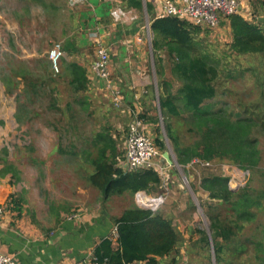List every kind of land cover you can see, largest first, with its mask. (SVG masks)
Masks as SVG:
<instances>
[{
  "label": "rangeland",
  "instance_id": "rangeland-1",
  "mask_svg": "<svg viewBox=\"0 0 264 264\" xmlns=\"http://www.w3.org/2000/svg\"><path fill=\"white\" fill-rule=\"evenodd\" d=\"M43 1L50 3V10L33 6L25 0H0V133H4L0 135L1 159L6 165H11L10 170L16 172L17 177L12 179L15 180V194L22 200L26 222L42 226L52 225L56 212L60 210L72 213L93 209L99 204L101 211L112 208L119 212L130 204L134 205V195L130 193L105 197L89 183L87 175L91 166L86 162L85 155H81L82 151L91 149L95 155L90 144L91 136L102 128L108 129L116 144V164L124 167L125 140L130 121L127 111L143 115L145 120L153 118L158 121L157 124L148 123L146 127V133L153 141L155 129L160 127L163 130L164 127L158 105V90L155 92L158 77L155 74L153 35L146 9L137 11L124 8L128 19L115 22L110 11L117 6L123 8L121 0L97 1L99 6L93 11L88 10L86 3L71 9L67 0ZM146 1L142 0L143 3ZM261 1L244 0L253 15L250 20L254 21L255 16L264 18ZM23 4L24 8L21 7ZM153 5L155 15L157 5ZM98 9L103 16L99 19V27L109 33L102 43L111 54L110 78L124 91L121 90L124 108L121 110L113 106L103 81L100 84L94 82L95 85L88 81L90 89L79 95L85 108L75 105L74 119L68 114L49 110V97L32 105L26 104L29 112L20 113L18 105L23 102L20 91L24 86L22 76L36 81L40 63L48 60V52L56 43L61 44L63 56L59 71L50 70L55 80V85L50 87L57 89L59 107L64 108L66 102L72 99L63 71L62 63L66 59L64 47L68 41H74L75 36H84L88 28H94V14ZM84 18L92 21H86V25H83ZM229 21V17L224 18L214 29L199 28L195 36L203 50L220 61L216 96L205 104L212 110L225 108L233 118L243 115L246 110L264 114V55L232 53L229 49L232 41ZM135 27L137 30L132 33ZM128 39L132 41L126 42ZM85 47L86 59L92 60L98 47L94 48L88 42ZM159 57L162 59L163 79L170 81L172 91L176 92L179 83L171 74L170 61L164 51L160 52ZM142 80L149 82L146 98L141 99L143 102L140 98H134L136 91L129 88L132 83ZM126 91L129 93L126 94ZM18 115L21 123L16 120ZM182 115L183 119L170 118L169 121L177 131L181 146L186 147L192 145L196 137L188 131L184 121L187 114ZM163 136L166 147L177 162L170 141ZM260 142L261 165L264 167L263 135ZM59 149L64 151L63 154ZM69 151H75L77 156H70ZM192 161L185 166L169 165L165 175L159 176L160 184L148 193L151 197L165 196L157 212L172 222L179 235L175 251L162 258L159 264H215L211 237L210 244L205 246L197 232L201 230L209 235L206 213L209 205L216 204L200 189L203 177H227L233 191L257 184L256 181H249L252 177L249 171L240 169L228 160L208 162V166L193 164ZM238 237L242 243L245 239L254 243L260 240L264 247V214L259 213L257 221L247 224ZM244 246L245 252L240 257L231 256L230 251L226 250L223 258L232 259L233 264H259L255 258L254 244L248 242Z\"/></svg>",
  "mask_w": 264,
  "mask_h": 264
},
{
  "label": "trees",
  "instance_id": "trees-1",
  "mask_svg": "<svg viewBox=\"0 0 264 264\" xmlns=\"http://www.w3.org/2000/svg\"><path fill=\"white\" fill-rule=\"evenodd\" d=\"M35 1L43 3V0ZM121 1L125 9H143L142 0ZM260 8L264 11V0L260 2ZM145 9L153 35L152 52L155 74L158 77V105L164 126L163 130L160 127L155 129L154 143L160 152H164L167 149L164 134L172 145L178 164L182 166L194 159L203 162L228 160L250 172L252 177L249 181H256L257 184L246 185L238 191L230 189L227 177L217 175L203 177L199 186L210 200L216 201L215 205H209L206 213L215 264H233L232 259L223 258L225 251L229 250L231 256L240 257L245 252L244 244L248 242L254 244L255 258L259 264H264L262 241L254 243L253 240L245 239L242 243L238 237L247 224L257 221L259 213L264 214V167L261 165L260 149V137L264 136V114L246 110L243 115L233 118L225 108L212 110L206 105L217 93L215 85L220 61L204 51L201 42L196 39L199 27L178 18L156 19L153 14L154 5L149 0L145 2ZM229 20L231 52L235 55H264V22L259 21L256 16L254 22L239 15L230 16ZM71 46L68 41L64 50L70 52ZM162 51L170 61L172 76L179 83L176 92L172 91V83L163 79L162 59L159 57ZM62 64L72 99L66 102L64 108L59 107L57 89L50 87L55 85L50 72L51 63L45 60L40 63L41 69L36 81H29L25 75L22 76L24 86L20 91L23 99L18 105L20 113L29 112L26 104L32 105L46 97H49V110L68 114L69 117H74L75 105L85 108L79 95L88 88L86 69L73 62L64 61ZM184 113L187 114L184 121L188 125V131L196 137V141L186 147L181 146L177 131L169 121L170 118L183 119ZM139 117L146 127L148 123L158 122L153 118L145 120L143 115ZM16 120L21 123L19 115ZM90 144L95 155L91 149L82 151L81 155H85L86 162L91 166L87 175L89 183L103 196L125 193L134 195L138 191L148 194L160 184L156 171H130L116 164V144L108 129L102 128L92 134ZM59 152L63 154L64 151L59 149ZM69 155L77 156L75 151H69ZM10 169V164L5 165L2 173L12 171V178H16L15 170ZM9 200L14 210L20 212L21 199L12 195ZM115 226L116 246L111 239H102L92 256L98 262L159 264L158 258L171 255L179 243V235L169 219L158 212L137 206L126 209L115 220ZM197 232L200 234V242L208 246V235L201 230Z\"/></svg>",
  "mask_w": 264,
  "mask_h": 264
},
{
  "label": "crops",
  "instance_id": "crops-1",
  "mask_svg": "<svg viewBox=\"0 0 264 264\" xmlns=\"http://www.w3.org/2000/svg\"><path fill=\"white\" fill-rule=\"evenodd\" d=\"M93 1L86 0L89 11L90 9L93 11L94 8H98L99 6L97 1L100 0ZM25 2L33 6H41L44 10L51 9L50 3L44 1L40 3L35 0H25ZM151 2L155 4V0H151ZM21 7L24 8L25 5L23 4ZM94 16V28H88V33L84 36L80 34L77 37L75 36L74 41H69L72 46L70 52L65 51V62L77 63L84 67L87 72L88 81H92V84L94 82L100 84L101 80L97 79L90 71V64L95 60L96 51H94V58L87 60L85 46L87 42L94 45V48L98 47L99 44L103 45L102 41L109 33H105L99 27V19L103 17L102 12L98 9V12L96 11ZM86 21L89 23L92 20L82 19L83 25H86ZM136 30V27L133 28L132 33ZM129 37L133 38V36ZM130 41L132 40H126V42ZM115 84L117 85V83ZM148 86L149 82L142 80L139 83H132L129 88H133L136 91L135 94L133 93L134 98L145 100V93L148 91ZM88 88L90 89V87ZM118 88L120 89V87ZM156 91L157 87L155 86ZM2 134L4 133H0V135ZM1 158L2 154L0 153V205L7 206L8 212L4 219L0 220V254L13 257L18 264H87L93 256L95 247L101 240L105 238L111 239L112 231L115 227V220L126 209L137 206L133 196L134 205L130 204L119 212H116L112 208L101 211L100 205L97 204L96 208L76 210L72 213H65L60 210L56 212V218L52 221V225L42 226L39 224L35 225L32 222H26L22 202L20 204V212L14 210L13 207L10 208V196L13 195L17 199H21V197L18 198L15 194V180L12 179V172L2 173V169L6 164ZM112 241L114 246H116L115 240ZM158 261L160 263L161 258H158Z\"/></svg>",
  "mask_w": 264,
  "mask_h": 264
},
{
  "label": "built area",
  "instance_id": "built-area-1",
  "mask_svg": "<svg viewBox=\"0 0 264 264\" xmlns=\"http://www.w3.org/2000/svg\"><path fill=\"white\" fill-rule=\"evenodd\" d=\"M118 3V1H116ZM86 0H67V5L71 9L83 6ZM157 5L156 19L167 17L185 20L193 26L201 29H214L224 19L233 15H239L248 21H252V14L245 5L244 0H155ZM110 16L115 22H124L128 19L127 12L122 7H115L110 11ZM63 56L60 43H56L48 52V60L51 68L57 73L59 71L60 60ZM110 52L106 47L99 44L96 51V58L90 64L91 73L97 79L104 82L105 90L111 97L114 107L124 108V95L113 80L110 78L109 69ZM130 121L127 126V136L125 140L124 169L130 171L153 170L160 176H164L169 168L162 158L160 150L154 141L147 135L146 126L138 114L127 111ZM193 164L199 163L208 166V162L193 160ZM149 197L148 202L146 197ZM137 207L157 212L164 203L165 196L159 195L151 197L144 191L134 193ZM7 206L0 205V220L4 219L8 210ZM116 226L112 231L111 240H116ZM0 264H18L17 261L6 254H0ZM87 264H106L98 262L95 258Z\"/></svg>",
  "mask_w": 264,
  "mask_h": 264
},
{
  "label": "water",
  "instance_id": "water-1",
  "mask_svg": "<svg viewBox=\"0 0 264 264\" xmlns=\"http://www.w3.org/2000/svg\"><path fill=\"white\" fill-rule=\"evenodd\" d=\"M143 8L145 9V3H143ZM146 11V10H145ZM259 21L264 22V18H258ZM162 158L164 159V161L168 164V165H174V164H178L173 157L171 156V151L170 149L167 147V149L162 153ZM149 197H146V201L148 202ZM208 237L210 238V233L208 235Z\"/></svg>",
  "mask_w": 264,
  "mask_h": 264
}]
</instances>
